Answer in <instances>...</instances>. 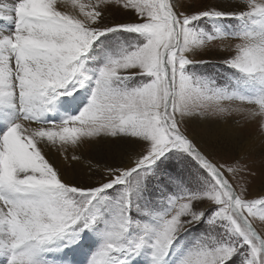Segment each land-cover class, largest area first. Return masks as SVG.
Listing matches in <instances>:
<instances>
[{
	"label": "snow or ice",
	"instance_id": "6c2138e0",
	"mask_svg": "<svg viewBox=\"0 0 264 264\" xmlns=\"http://www.w3.org/2000/svg\"><path fill=\"white\" fill-rule=\"evenodd\" d=\"M113 4L125 18H106ZM225 16L264 21V0H239L228 9L197 7L196 0H0V20L12 26V31L0 32V107L18 113L0 135L4 264H44L43 254L57 241L71 237L75 243L80 232L102 221L103 242L88 264H130L145 246L153 250V264H163L177 237L199 223L203 232L177 264H228L234 256L238 264H264V233L251 220L259 214L264 221V193L252 199L237 193L222 166L186 131L193 115L224 117L241 111L231 107L236 101L258 105L264 115V95L225 96L213 83H197L185 73L187 65L205 62L195 58V48L206 41L195 38L193 22ZM116 31L140 39L110 56L94 78L85 74L80 57L98 37ZM218 37L242 41L223 63L264 84V29L238 37L210 35L207 40ZM89 80L90 99L77 115L59 122L42 120L60 96L71 95ZM100 137L128 144L132 151L127 162L91 165L98 168L95 182L91 176L69 180L57 167L59 155L69 145L90 144ZM185 154L207 173L203 188L170 197L169 208L154 224L133 221V174L150 170L162 157L170 162L172 156ZM169 166L175 168L161 161V168ZM115 185L124 186L121 195L107 208L99 207L106 199L102 194ZM132 228L138 229L134 236Z\"/></svg>",
	"mask_w": 264,
	"mask_h": 264
},
{
	"label": "rangeland",
	"instance_id": "374dc122",
	"mask_svg": "<svg viewBox=\"0 0 264 264\" xmlns=\"http://www.w3.org/2000/svg\"><path fill=\"white\" fill-rule=\"evenodd\" d=\"M189 2L191 0H185V3ZM204 4L228 9L239 5V0H196L197 7ZM240 7L245 6L240 5ZM105 16L109 21L125 18L122 11L117 12L114 4L109 6V11L105 13ZM257 21H261L260 18L253 17L241 20L232 16H225L221 18L203 17L193 22L191 28L195 38L206 41L204 45L195 48L197 53L195 58L202 59L205 62L187 65L185 73L197 83H213L215 90L225 96H242L254 99L264 95V84H261L254 77H249L223 63L225 58H230L236 54V45L240 44L241 40L230 39L224 41L219 37L213 41L207 40L210 35L238 37L244 33L264 29V26L261 27L260 24H256ZM139 39L138 34L124 31L110 32L106 33L105 36L98 37L89 51L80 57V61H82L81 70L94 78L96 70L110 56H116L121 51L130 49V46L137 43ZM136 79L139 80L140 78L137 77ZM91 90V80L87 81L84 87L77 89V93L73 95V98L76 95L80 99V102H78L79 108L74 113L73 109L69 113L70 116L66 115V118L77 115L87 105ZM224 103L227 106L228 102ZM231 107L233 109L240 108L241 111H232L224 117L201 118L198 115H193L187 120L186 131L194 142L201 146L203 151L211 153L210 158L214 162L222 166L224 175L237 193H242L249 199L257 198L264 193V115L259 114V107L255 104H247L246 102L241 104L236 101L231 104ZM249 109L257 114L254 116L247 115ZM49 113L50 111L45 113L42 120L60 121ZM6 128L4 131H6ZM131 151L132 148L122 140L104 137L78 147L69 145L61 156V163L64 161L66 166L62 171L67 173L69 180L74 176L77 178L91 176V182H95L99 177L93 174L98 171V168L91 167V165H95L97 162L112 165L126 163ZM70 153L81 157L79 161L83 162L84 167L88 169L81 167L75 170L70 164V160L67 159L69 158L67 155ZM166 155L171 156V153ZM161 161L165 165L170 163L175 168L169 166L165 170L160 167ZM161 161H157L156 165H153L150 170L142 171L139 176L134 173L130 178V183L135 185L130 200L136 207L130 210L129 215L133 221L140 224H154L155 217L169 208L168 199L170 197L199 192L204 186V180L207 178V173L186 154L182 157L172 156L170 162L162 157ZM229 168H235V173L229 172ZM70 170L72 172L69 173ZM123 188V185H115L113 188L108 189L106 193L102 194V197H106V199L101 200L99 207L107 208L109 202L115 201L121 195ZM251 220L256 230L264 233V221L260 220L259 214ZM105 230L106 221L97 223L93 228L80 232L75 244H79L80 250L84 254L91 256L103 242ZM203 230L204 224L199 223L182 232L168 250L163 264H177L180 257ZM129 231L134 236L138 229L132 228ZM58 243L63 246L66 245L71 250L70 245L73 242L71 237L59 240L51 246L52 250L47 251L46 254H49V252L53 254ZM144 250L150 255L153 251L145 246L132 259L134 261L139 259ZM142 261L139 263L141 264ZM238 261L239 257L234 256L228 264H238Z\"/></svg>",
	"mask_w": 264,
	"mask_h": 264
},
{
	"label": "bare ground",
	"instance_id": "6f19581e",
	"mask_svg": "<svg viewBox=\"0 0 264 264\" xmlns=\"http://www.w3.org/2000/svg\"><path fill=\"white\" fill-rule=\"evenodd\" d=\"M3 2L11 3L12 0H3ZM79 2L87 4L90 2V0H79ZM92 2H94V0H92ZM67 10L68 11L72 10L70 5H69ZM77 11H78V9H77ZM256 24H260L261 27H263L264 21H257ZM0 26H3V27H0V32L7 33V32L12 31V26L11 25H5L3 20H0ZM76 91L72 92L71 95H62L58 98V100L54 103V105L50 109V113L52 114V116L57 117L61 121L62 119H67L66 115H69V113L73 109H74L73 113L78 110V108H79L78 102H80V99L76 95H75V98H73V95L75 93H77ZM73 115H75V114H73ZM17 116H18V113L15 109L0 107V133H1L0 135H3V131L5 130V128L14 119H16ZM54 120H56V119H54ZM100 138H103V137H100ZM100 138H98V139H100ZM73 155H75V154H72V153L68 154L67 156L69 158H67V159L70 160L69 162H70V164H72V167L75 170H78L81 167L84 169H88V168L84 167L83 162L73 161L72 160ZM61 156H62V154L59 155L58 159L56 160V164H57V167H60L61 170H64V168H66V166L64 164V161H63V163H61ZM70 172H72V171L70 170L69 173ZM65 174H67V173H65ZM66 177H67V175H66ZM70 246H71V250L69 249V247L63 246L61 243H58L56 246V251L53 254L50 252H49V254H46V253L43 254L44 264H88V260H89L90 256H87L86 254H84L80 250L79 244L72 243ZM141 260H143L141 262V264H153L152 256L150 254H148V252L146 250L142 251L139 259H136L135 261L133 259H131L130 264H140L139 262ZM0 263L4 264V260L2 257H0Z\"/></svg>",
	"mask_w": 264,
	"mask_h": 264
}]
</instances>
